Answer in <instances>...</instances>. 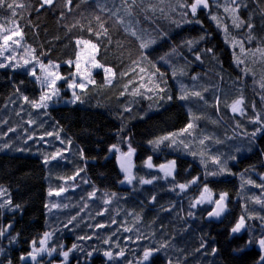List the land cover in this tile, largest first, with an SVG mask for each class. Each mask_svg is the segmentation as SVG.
Returning <instances> with one entry per match:
<instances>
[{"label": "trees", "instance_id": "1", "mask_svg": "<svg viewBox=\"0 0 264 264\" xmlns=\"http://www.w3.org/2000/svg\"><path fill=\"white\" fill-rule=\"evenodd\" d=\"M14 2L24 7L16 9L15 17L7 7H0V31L16 25L21 29L20 44L13 45L23 57L19 64L30 59L25 49H35L34 55L44 64L52 61L59 65L61 75L68 76L75 67L65 61H75L79 50L75 40L81 38L98 45L96 59L111 67L116 76L111 85L101 87L105 73L96 70L92 75L96 85H89L83 93L77 91L81 100L76 103L70 102L72 95L63 82L60 98L67 101L35 109L23 100V96L29 101L40 97L41 88L29 75L35 61L26 67L0 68V187L6 190L0 203L11 199V205L0 212L15 222L10 235L0 239V264H21L20 256L31 252V243L42 239L45 232L52 234L49 247L57 252L78 245L69 253L68 264H139L146 248L161 244L167 246L143 264H168V260L173 264H257L261 250L256 243L247 242L264 235V131L251 135L261 126L251 118L259 114L264 120V90L256 82L264 76V59L259 53L253 55L257 47H264V0H208L209 8H199L195 17L182 7L192 0H135V4L129 0L128 5L124 0H72L67 6L66 0H55L44 7L41 0ZM114 12L123 18V24L117 23ZM212 15L217 16L219 25ZM97 16L104 22L107 36L97 37L87 30L89 26L100 30ZM77 21L82 27L69 31ZM132 30L137 36L131 35ZM249 35L254 39L249 41ZM137 37L155 43L141 50ZM234 39L243 42L244 52L238 44L233 45ZM142 51L147 52V60L141 59ZM42 52L47 55L41 56ZM236 57L244 64L237 65ZM153 64L163 73L164 82H157L165 91L156 95L142 88L141 95H132L142 76L147 83L155 70ZM245 67L255 75H245ZM140 68L146 71L141 73ZM125 84L128 89L121 96ZM192 92H200L202 98ZM185 93L188 98L180 99ZM241 96L245 113L234 114L229 105ZM125 107L131 111H124ZM28 120L35 123L29 125ZM190 122L194 128L177 136V144L171 140L158 147L149 143L180 133ZM9 128L16 129L10 138ZM46 132H58L60 139L54 135L40 141ZM29 135L34 139L28 140ZM204 137L209 139L201 145ZM129 143L135 149L136 178L124 186L123 174L109 149ZM4 144L11 146L3 148ZM57 149L64 150V158L44 164V157ZM195 151L198 155L193 156ZM201 152L206 164L200 159ZM149 156L154 165L175 161L173 176L163 178L160 171L147 168ZM213 156L219 157L226 171L220 172V166L211 162ZM77 172L75 180H67ZM212 172L218 174H208ZM153 177L151 184L140 183V178ZM195 177H199L197 183L186 190L176 187ZM65 182L75 188L68 190L65 198L51 201L49 189L58 190ZM205 185L216 198L227 193L226 210L219 222L205 219L212 206L191 207ZM93 191L96 195L89 199ZM48 204L62 206L51 208ZM101 212L103 215H98ZM242 215L245 229L231 233ZM73 216L76 219L68 224ZM97 224L105 227L96 228ZM63 245L66 248L62 250ZM213 248L217 250L214 254ZM120 249L124 255L112 260L103 255Z\"/></svg>", "mask_w": 264, "mask_h": 264}, {"label": "snow or ice", "instance_id": "2", "mask_svg": "<svg viewBox=\"0 0 264 264\" xmlns=\"http://www.w3.org/2000/svg\"><path fill=\"white\" fill-rule=\"evenodd\" d=\"M55 2V0H41V7L44 6H51L53 5ZM72 2V0H66V6L70 5ZM131 4H135V0H130ZM233 3L236 2V0H232ZM124 3L126 5L129 4V0H124ZM0 7H7L11 12L12 15L15 17L17 15L16 9L17 8H23L24 5L23 4H16L13 0L12 3H9L8 0H0ZM182 7L187 8L191 15L193 17L196 16L197 11L199 8H204L207 9L209 8V2L208 0H192V2L190 4H185ZM71 9L69 8V11ZM102 10H107V9H102ZM236 9H232V11H235ZM225 11H229L228 8H225ZM128 12L130 14V9H128ZM185 15H187L188 13L185 12ZM63 15V14H62ZM113 16H117V23L119 24H123L124 20L122 17H119L117 15V13H112ZM211 19L214 21H217V24L219 25L220 21L218 20L217 16L212 15ZM95 20L99 23V27L100 30L99 31H94L93 28L91 26L88 27V31L92 32L93 35L97 36V37H101V36H107L108 34V30L107 28H105L104 26V22L100 20V17L97 16L95 17ZM233 23L235 24L236 27H239V24H236V20L235 18L233 19ZM82 27V25H80V22L77 21L75 24H72L71 26H69V31H71L72 28L75 27ZM249 28H251V25H248ZM128 29L126 28V31ZM225 32H227V27L225 26ZM131 35L132 36H137V33L135 30L131 31ZM23 33L21 31V29L19 28L18 25L15 26L14 29H4L2 31H0V56L4 55V52L8 49H10L12 47V45H19L20 44V38H22ZM204 37H201V39H203ZM137 39H140L141 42L139 44V47L141 50H147L150 45H152L153 43H155V40L152 39H148V40H142L140 37H137ZM252 39H254V37H252L251 35L248 36V40L251 41ZM186 43H188L189 45L193 44V41H187ZM75 44L78 47V51L76 52V56H75V61L72 60H68L65 61L66 64L68 65H73L75 67V72L68 75V76H64L61 75L58 71H55L54 69H58L59 65L49 61L48 64H44V62L39 59V57L34 55L35 49H25V52L28 54V56L30 57V59H24L23 64H19L17 63H11V61L14 59L13 56H9L6 59H8L9 63L3 64L0 63V68L2 67H26L29 65H32V62L35 61V66L31 67V71L29 72V75H31L32 77H34L37 81L40 82V84L42 85L43 88H45L46 90L41 94V96L39 97V100H32L29 101V98L27 96H23V100L26 103H30L31 106L35 109H39V108H47L48 104L47 102L49 100H51L54 96H58L59 95V88L57 87V82L58 81H64L67 84V87L72 91V100L70 101L71 103H76L77 101L81 100V96L77 94V90H80L81 93L84 92V90H86L88 88L89 85H96V81L95 79L92 78V71L91 69H95V68H99L102 69L105 73V79H104V84L101 85V87L103 86H108L111 85L113 83V79L116 76L115 71L111 68V67H106L104 64H101L97 59H96V52L98 51V45L96 43H93L91 40H86V39H81V38H77L75 40ZM236 44L239 45L240 51L244 52L245 48H244V44L242 41H237V40H233V45L235 46ZM207 51L211 52V49H208ZM256 53H259L261 58L264 59V47H257L255 49V52H253V55H255ZM47 55V53H41V56ZM148 56H147V52L146 51H142L141 52V59L142 60H147ZM161 60H164L165 57H160ZM196 59L199 60L200 56L197 55ZM83 62V65H82ZM236 63L237 65H242L244 64V61L241 60L239 57H236ZM133 64L137 65V67L139 66L138 61H133ZM39 67L40 70V75H37V67ZM152 67L155 69L154 71L151 72V74L148 76V81L147 83H144V77H141V83L139 85V87L134 88L132 90V95H141L140 89H145L148 92H153V94L158 95L159 93H162L165 91L164 88L161 87V83L157 82V79H159L161 82L163 81V73L160 72L159 68H156L155 65L153 64ZM146 70L144 68H140V72L144 73ZM242 72L245 75H255V73H253L251 71V69L245 67L242 69ZM121 75H125V73H122ZM177 75V72L174 70L173 71V76ZM195 79V78H194ZM259 84V87L261 90H264V76L261 77V79L259 81H256ZM132 81H129V84H131ZM166 83V82H165ZM148 84H151L152 87L149 88ZM124 89L125 91H122L120 93L121 96L125 95V92L128 89V84L124 85ZM17 91H19L17 89ZM192 96L195 97H200L201 93L200 92H192L191 93ZM180 99H187L188 98V94L185 93L184 95H181L179 97ZM168 99H171V96H168ZM262 101H264V96H261ZM245 101L244 98L241 96L237 99H235L231 105V111L232 113H239L241 115H244L245 113ZM254 108V105H253ZM124 111H131L130 107H125ZM19 114V113H18ZM251 122L254 124H260L261 126L256 128V130L251 133L252 136H255L257 132H261L264 131V120L261 119L259 114H256L254 117L251 118ZM27 123L29 125L34 124L35 121L34 120H28ZM194 128V124L192 122H190L188 125H186L185 128L180 130V133H169L167 136H163L160 137L156 140L153 141H149V143L154 144L155 146H159L161 143H163L166 140H171V143L173 145L177 144V139L176 137L183 134V133H189L191 129ZM16 129L14 128H9L8 132H15ZM4 135H7V133H4ZM57 139H60L59 137V133H53V132H46L44 135L39 137L40 141H44L45 136H54ZM28 140H32L34 139L33 135H29L27 137ZM209 139V137H204L203 139H201L199 141V143L201 145L205 144V140ZM46 142V141H45ZM180 143L183 144L185 149L189 148L188 144H184L183 140L179 141ZM61 143H63V141H61ZM70 143V141H69ZM11 145L9 144H4L3 148H9ZM109 151H115V152H120V156L118 157L119 161H120V168L121 170L125 173V177L124 180L127 181L128 183H132V181L136 178L133 176L132 174V156L135 152V149L132 148L131 144H128V150L127 152H121L120 148L117 145H112L109 149ZM63 149H57L55 152H53L50 155H46L44 157L43 163L44 164H49L51 161L57 160L59 159H63ZM193 156L198 155V153L196 152H192ZM200 156H205V153L201 152L199 153ZM235 157H233L234 159ZM211 162L213 164L219 165L220 166V172H224L226 171V169L224 168L221 160L219 159V157H211ZM202 163L206 164V161L202 159ZM145 165L147 168L151 169L154 167L153 163H152V157L149 156L147 158V160L145 161ZM159 169L164 173L165 177H171L173 176V170L175 167V161H170L167 164H161L158 166ZM209 175H217L218 173L216 172H212V173H208ZM79 175V172L75 173L73 176L71 177H67V180H75L76 176ZM155 179V177H153V179H144V178H140V183L141 184H151L153 183V180ZM199 177H195L193 178L191 181L187 182V183H181L176 185V187L179 188L180 191H184L186 190L191 184H195L197 183ZM123 182V181H122ZM248 183H253V181L249 180ZM259 186V185H258ZM68 189L65 187H60L58 190H54V189H49L48 191V195L52 196L53 193H55L56 196H60L62 193L66 192ZM175 190V189H173ZM6 195V190H4L2 187H0V196H4ZM96 193L95 191L91 192L88 194L89 199H92L93 197H95ZM115 195V194H113ZM227 198V193H221L219 194L218 199H213V195L210 191V189L207 187V185L204 186L203 190L201 191L199 197L195 200V202L191 205V207H196L198 204H203L205 202L208 203H214L215 207L213 208V210L211 212L208 213V215L210 217H219L225 210V201ZM153 201L155 200V197H152ZM256 202L260 203V199L256 198ZM105 204L110 203V200H105L104 201ZM11 205V199L9 198L7 201H5L4 203H0V208H4L6 206ZM62 205L59 204H52L51 208H58L61 207ZM15 207H19V205H16ZM47 207V205H46ZM63 207H67V205H63ZM85 207H87V205H85ZM106 210V209H105ZM79 215V213L77 214ZM98 215H103V212L98 213ZM189 215H191V213H189ZM251 218V217H249ZM76 219L75 216H73L69 221L68 224H72V222ZM262 220H264V217H261ZM112 223H116L115 220L112 221ZM65 227H67V225H65ZM96 228H103L105 227L104 224H97L95 225ZM246 227V218L245 216H240L239 219L237 220V222L235 223V225L231 228V233H239L241 232V230L245 229ZM11 228V225H8L7 227L4 228H0V236L5 235V233L8 231V229ZM124 231L126 232H130L132 231L131 228H124ZM44 238L41 239L39 241V247H36L37 242L33 241L32 242V251L29 252L27 254L28 257H30L33 261H36L37 256L41 253L47 252L49 255H51L52 252L56 251L55 248H47L46 242L48 239L51 238V233L49 232H45L44 234ZM92 237H80L79 239H91ZM12 240H15V237H12ZM104 243H109V240H105ZM247 243H256L259 247V249L261 250V255L259 257V260L257 261V264H264V235H261V237L258 240H253V239H249V241ZM167 245L166 244H161L159 248H146L143 252V259L141 262H139V264H143V261H147L149 260V258L156 252H159L162 248H165ZM78 245L77 244H73L71 248H69L67 251H62L61 255L63 256V261L61 262V264H66V262L68 261L69 258V253L72 252L74 249H77ZM118 247V246H117ZM204 247V244L201 243V248ZM197 251H199V249H197ZM217 250L215 248L212 249V253L214 254ZM92 253H88V255L90 256ZM104 256L108 257L109 260L114 259L115 257L118 256H123L124 255V250L120 249L118 252H116L115 254L112 251H105L103 253ZM26 257L25 256H21L20 259L24 260ZM9 264H11V261H9ZM168 264H173V262L171 260H168Z\"/></svg>", "mask_w": 264, "mask_h": 264}, {"label": "rangeland", "instance_id": "3", "mask_svg": "<svg viewBox=\"0 0 264 264\" xmlns=\"http://www.w3.org/2000/svg\"><path fill=\"white\" fill-rule=\"evenodd\" d=\"M96 55V54H95ZM9 56H13L14 57V59L11 61V63H17V62H19V59H21V58H23V57H20L21 56V54H19V52L15 49V48H13V45H12V47L10 48V49H8V50H6L5 52H4V55L3 56H0V60L3 62L4 60H8V59H6L7 57H9ZM9 62V61H8ZM3 64H5V63H3ZM82 65H83V62H82ZM37 67V75H40L41 73H40V70H39V67L38 66H36ZM55 71H58V69H54ZM96 70H102V69H99V68H95V69H91V71H92V75H93V73L96 71ZM59 72V71H58ZM104 72V71H103ZM34 78V77H33ZM35 79V78H34ZM36 80V79H35ZM37 81V80H36ZM64 81H58L57 82V87L59 88V95L58 96H54L51 100H49L48 102H47V104H48V107H51L52 105L53 106H56L57 104L56 103H63V102H65V101H67V98H60L61 97V93H62V89L64 90V88L61 86V84L63 83ZM37 84L39 85V87L41 88V93H40V96H41V94L46 90L45 88H43L42 87V85L40 84V82L39 81H37ZM67 90H69V92L71 93V95H72V91L67 87ZM77 91H79V90H77ZM61 99H63V100H61ZM61 100V101H60ZM233 102V101H232ZM231 102V103H232ZM231 105V104H230ZM229 105V106H230ZM230 110H231V108H230ZM232 112V111H231ZM13 136V132H9V138L10 137H12ZM192 145V144H191ZM120 148V150H121V152H127V150H128V146L127 147H124V148H121V147H119ZM190 149V148H189ZM196 149V148H195ZM113 152V154H114V157H115V160H116V162H117V164H118V166H119V164H120V161H119V159H118V157L120 156V152H115V151H112ZM196 152V151H195ZM191 153V152H190ZM201 160L203 159V160H205L206 161V157H201L200 158ZM170 162V161H169ZM168 162H163V163H160V164H157V165H154V167L153 168H151V169H154V170H158V171H160L161 173H162V175H163V178H167V177H165L164 176V173L159 169V165H161V164H167ZM133 168H134V165H133V162H132V174H133ZM119 169H120V172L123 174V177H122V180H121V185H124V186H126V184L128 183L127 181H125L124 180V177H125V173L121 170V168H120V166H119ZM173 172H174V170H173ZM123 181V182H122ZM63 187H65V188H67L68 190H72V189H74L75 187H73V185L72 184H69V183H67L66 184V182L64 183V185H63ZM68 190L66 191V192H64V193H62L60 196H56L55 195V193H53V195L52 196H50V200L51 201H53V202H56L57 200H60V199H63V198H65L66 197V195H67V193H68ZM203 190V189H202ZM201 193V192H200ZM212 193V192H211ZM200 195V194H199ZM199 195H198V197H199ZM212 195H213V199L215 200V199H218V198H216L215 196H214V194L212 193ZM197 197V198H198ZM213 204L214 203H208V202H205V203H203V204H200L201 206H213ZM49 205V207H51V205L52 204H48ZM62 248H63V246H62ZM61 252L62 251H60V252H57V251H54V252H52V253H55V254H61ZM42 255V253L41 254H39L38 256H41ZM69 262V260L66 262V264Z\"/></svg>", "mask_w": 264, "mask_h": 264}, {"label": "flooded vegetation", "instance_id": "4", "mask_svg": "<svg viewBox=\"0 0 264 264\" xmlns=\"http://www.w3.org/2000/svg\"><path fill=\"white\" fill-rule=\"evenodd\" d=\"M0 214H5V215H1V217H0V228H4V227H7L8 225H11V229H10V233H11L12 230H13V228H14V224H15V222H13L14 220L8 219V217H6V214L7 213H5V212H0ZM10 233H9V235H10ZM2 238L4 239L5 237L0 236V239H2ZM43 238H44V236L42 237V239ZM40 240H38V242L36 244V247L37 248L40 246L39 245V241ZM50 241H51V238L47 240L46 245H45L49 249H51L49 247ZM30 247H31V251H32L33 250L32 249V243H31V246ZM65 248H66L65 245H63L62 250L65 249ZM27 254H25L23 256H27ZM62 261H63V256L61 254L59 255V254L51 253V255H49L47 252L42 253L41 256H37V259H36V261L34 263L22 262V260L20 259V263L21 264H44V263L45 264H61Z\"/></svg>", "mask_w": 264, "mask_h": 264}, {"label": "water", "instance_id": "5", "mask_svg": "<svg viewBox=\"0 0 264 264\" xmlns=\"http://www.w3.org/2000/svg\"><path fill=\"white\" fill-rule=\"evenodd\" d=\"M215 207V204H213L212 208L206 213V216H205V219L206 221L208 222H219L220 219L223 217L224 213H225V210L224 212L219 216V217H210L208 215L209 212H211L213 210V208ZM11 229V228H10ZM10 229H8V231L5 233V235H3V237H7L10 233ZM26 258L24 260H22V262H30V263H34L35 261H33L30 257L28 256H25Z\"/></svg>", "mask_w": 264, "mask_h": 264}]
</instances>
